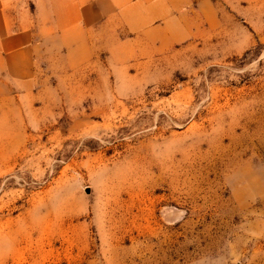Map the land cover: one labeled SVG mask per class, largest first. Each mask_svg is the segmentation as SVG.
<instances>
[{"label":"rangeland","instance_id":"rangeland-1","mask_svg":"<svg viewBox=\"0 0 264 264\" xmlns=\"http://www.w3.org/2000/svg\"><path fill=\"white\" fill-rule=\"evenodd\" d=\"M5 3L0 264H264V0Z\"/></svg>","mask_w":264,"mask_h":264},{"label":"crops","instance_id":"crops-1","mask_svg":"<svg viewBox=\"0 0 264 264\" xmlns=\"http://www.w3.org/2000/svg\"><path fill=\"white\" fill-rule=\"evenodd\" d=\"M53 8L71 11L68 16L78 20V0H52ZM6 3L0 0V75L7 82H24L32 70V23L29 19L9 15ZM71 21V22H72Z\"/></svg>","mask_w":264,"mask_h":264}]
</instances>
